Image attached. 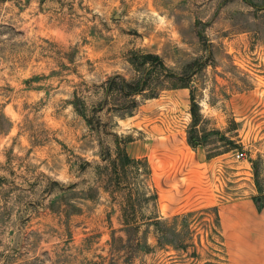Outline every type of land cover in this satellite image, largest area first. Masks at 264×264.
I'll use <instances>...</instances> for the list:
<instances>
[{
  "label": "rangeland",
  "instance_id": "rangeland-1",
  "mask_svg": "<svg viewBox=\"0 0 264 264\" xmlns=\"http://www.w3.org/2000/svg\"><path fill=\"white\" fill-rule=\"evenodd\" d=\"M198 153L229 172L184 210ZM244 199L264 203V0H0V264H227Z\"/></svg>",
  "mask_w": 264,
  "mask_h": 264
},
{
  "label": "crops",
  "instance_id": "crops-1",
  "mask_svg": "<svg viewBox=\"0 0 264 264\" xmlns=\"http://www.w3.org/2000/svg\"><path fill=\"white\" fill-rule=\"evenodd\" d=\"M187 143L193 146L189 141ZM124 145L127 157L131 158L134 155L132 148L134 147V150L138 144L127 140ZM179 151L184 153L177 154L175 151V154H171L167 160L169 166L174 164L176 168L178 164H182L181 159L191 161L187 148H180ZM222 156L207 157L205 153H198L194 157L192 164L187 167L184 210L198 203L207 205L218 202L226 178L225 173L229 172L224 167L225 160ZM235 173L239 174L240 171ZM195 179H198L199 183L194 182V186L199 184L200 189H193L192 182ZM232 218L233 221H218L227 264H264V203L260 208L251 199L232 203Z\"/></svg>",
  "mask_w": 264,
  "mask_h": 264
},
{
  "label": "built area",
  "instance_id": "built-area-1",
  "mask_svg": "<svg viewBox=\"0 0 264 264\" xmlns=\"http://www.w3.org/2000/svg\"><path fill=\"white\" fill-rule=\"evenodd\" d=\"M234 156L236 159H242L245 155L243 151H237Z\"/></svg>",
  "mask_w": 264,
  "mask_h": 264
},
{
  "label": "trees",
  "instance_id": "trees-1",
  "mask_svg": "<svg viewBox=\"0 0 264 264\" xmlns=\"http://www.w3.org/2000/svg\"><path fill=\"white\" fill-rule=\"evenodd\" d=\"M182 87H185V86H182ZM190 113H191V115H192V117H193V115H194V113H195V111L193 110V104L191 103V106H190ZM132 113L130 112L129 113V115H131ZM189 143H190V141H189ZM194 143V142H193ZM190 144H192V143H190ZM123 151V150H122ZM126 157H127V155H125Z\"/></svg>",
  "mask_w": 264,
  "mask_h": 264
}]
</instances>
